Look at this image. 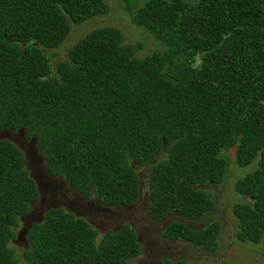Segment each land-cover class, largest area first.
Segmentation results:
<instances>
[{"label": "trees", "instance_id": "16d2710c", "mask_svg": "<svg viewBox=\"0 0 264 264\" xmlns=\"http://www.w3.org/2000/svg\"><path fill=\"white\" fill-rule=\"evenodd\" d=\"M132 22L162 43L143 58L115 26L94 28L52 65L72 24L104 14L105 0H0V129L36 140L48 174L109 208L139 198L149 165L148 216L172 214L162 236L215 251L219 222L203 186L219 184L234 149L256 161L234 189L241 242L264 245V0H120ZM199 57L197 67L192 62ZM23 151L0 138V264H128L142 253L135 227L101 236L63 205L9 244L39 200ZM159 264H191L163 258Z\"/></svg>", "mask_w": 264, "mask_h": 264}, {"label": "rangeland", "instance_id": "374dc122", "mask_svg": "<svg viewBox=\"0 0 264 264\" xmlns=\"http://www.w3.org/2000/svg\"><path fill=\"white\" fill-rule=\"evenodd\" d=\"M105 1L109 5L106 13L93 16L80 24H72L61 46L46 50L52 65H56L59 60L65 58L69 47L88 31L106 25L120 29L124 34L125 43H140L141 47L135 53L140 58L155 50L163 49L159 40L155 39L146 29L132 22L131 15L124 9L120 0ZM198 64L199 57L197 56L192 66L197 67ZM0 138L10 140L23 151L25 168L35 180L40 193L39 200L33 204L31 212L20 218L16 238L10 241L9 245L14 248L18 256H21L23 249L27 247L24 234L31 223L41 220L43 213L48 209L63 205L76 216L87 219L98 230L99 236L109 228L119 229L122 223L133 225L138 240L142 244L141 255L133 260L135 264H159L163 258H170L174 261L185 259L191 264H264L263 243H244L236 235L238 220L232 211V205L249 199L235 191L234 183L238 177L250 172L255 167L256 161L247 166H238L235 162L233 148L226 152L230 162L222 182L203 186L211 192L215 206L206 213L203 220L194 223L199 227H204L212 221L219 222V244L215 251H210L184 240L168 243L160 237L162 228H165L167 222L184 219L177 214H172L164 224L162 222L153 223L154 226L151 224L147 212L149 165L137 168L140 178V194L136 203L126 207L109 208L100 205L94 197L87 199L75 192L62 177L48 174L43 164V157L37 150L35 138L26 140L21 129L17 131L0 129Z\"/></svg>", "mask_w": 264, "mask_h": 264}, {"label": "flooded vegetation", "instance_id": "af4514ba", "mask_svg": "<svg viewBox=\"0 0 264 264\" xmlns=\"http://www.w3.org/2000/svg\"><path fill=\"white\" fill-rule=\"evenodd\" d=\"M171 216V215H170ZM170 216H168V217H165V218H163V219H161V220H158V221H156V220H153V219H151V224L153 225V223H157V222H162V224H164V223H166V220H167V218H169ZM168 223V222H167ZM167 223L165 224V225H167ZM154 226V225H153ZM165 229V228H164ZM163 228H162V230H164ZM163 232V231H162ZM160 237L161 238H163V239H165L166 240V242H168V243H173V241L174 240H169V239H167V238H165V237H163L162 236V234L160 235ZM175 242V241H174Z\"/></svg>", "mask_w": 264, "mask_h": 264}, {"label": "water", "instance_id": "95a60500", "mask_svg": "<svg viewBox=\"0 0 264 264\" xmlns=\"http://www.w3.org/2000/svg\"><path fill=\"white\" fill-rule=\"evenodd\" d=\"M128 264H135L134 261L132 259H129V263Z\"/></svg>", "mask_w": 264, "mask_h": 264}]
</instances>
